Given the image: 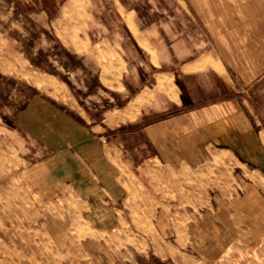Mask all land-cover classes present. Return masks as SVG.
Returning a JSON list of instances; mask_svg holds the SVG:
<instances>
[{"label": "crops", "instance_id": "0c3cea01", "mask_svg": "<svg viewBox=\"0 0 264 264\" xmlns=\"http://www.w3.org/2000/svg\"><path fill=\"white\" fill-rule=\"evenodd\" d=\"M237 1L225 17L247 24L248 47L235 60L221 55L218 38L205 33L191 0H62L50 22L27 23L22 31L32 45L20 48L21 58L50 72L59 86L14 103L13 132L36 153L29 168L51 170L49 180L34 171V183L49 186L52 199L69 186L73 199L91 202L99 187L111 204L94 203L87 216L101 214L103 222L118 226L126 204L147 239L156 231L171 252L183 247L176 233H185L186 249L203 264H214L239 240L262 236L264 203L245 180L239 197L227 198L220 189L205 208L197 206L184 229L156 204L140 208L134 191L136 177L152 169L211 167L205 154L238 157L241 169L264 171V4L247 18L244 6L258 0ZM111 145L119 166L133 176L113 187ZM143 146L149 147L146 155ZM166 175L164 183H178ZM185 179L193 190L195 180Z\"/></svg>", "mask_w": 264, "mask_h": 264}, {"label": "rangeland", "instance_id": "374dc122", "mask_svg": "<svg viewBox=\"0 0 264 264\" xmlns=\"http://www.w3.org/2000/svg\"><path fill=\"white\" fill-rule=\"evenodd\" d=\"M211 1L191 0L200 10L205 33L218 38L225 51L220 52L221 55L239 59L248 47L243 39L247 34L242 31L247 24L225 17L229 15L227 9L235 0H220L219 4H212ZM245 1L239 0L237 3L245 5ZM61 2L0 0V264H167V260L171 264H203L189 247L186 249L189 239L185 233H176L179 245L183 247L171 252L167 250V238L159 236L156 231L152 241L147 239L146 233L138 231L134 217L128 216L129 206L124 203V216L118 226L103 222L105 219L101 214L87 216L95 209L94 203L99 207L111 204L106 200L105 190L99 187L96 190L97 200L91 202L73 199L69 186H62L66 191L64 196L52 199L49 186H45L43 181L40 185L34 183V171L40 173L39 179L48 175L46 180H49L51 170L29 168L32 162L29 159L36 153L32 155L31 151H26V145L13 132L14 103L19 102V97L36 90L51 93L53 85L56 91L59 86L53 84L54 78L50 72L43 73L21 58L20 48L25 45L30 48L32 45L31 41L26 40L22 29L27 23L30 25L31 22L39 23L46 19L50 22ZM251 4L244 6L247 18L255 16L257 13H254V9H261L264 3L258 0ZM250 9L251 16L248 15ZM44 26L51 32L50 24ZM141 149L144 151L142 155L148 154L149 147L143 146ZM212 155V158H206L205 154V163L211 164L209 168L152 169L151 173L136 177L134 191L140 196V208L149 203L156 204L158 210L168 212L169 220L175 226L184 229L187 222L196 218V207L200 210L201 207L205 208L210 197L219 194L220 189L224 190L227 198L239 197L243 180L252 184L264 203V171L252 167L241 169L238 157ZM108 158L109 184L112 187L117 181L132 179L131 173L117 163L112 145L109 146ZM169 173L177 184L164 183ZM186 176L195 180L193 190L186 184ZM45 188L48 190H43ZM186 192L189 197L185 195ZM116 203L119 206L122 202ZM214 264H264V234L248 243L242 240L235 242Z\"/></svg>", "mask_w": 264, "mask_h": 264}]
</instances>
